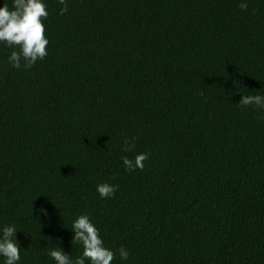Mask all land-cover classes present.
<instances>
[{
    "label": "trees",
    "instance_id": "16d2710c",
    "mask_svg": "<svg viewBox=\"0 0 264 264\" xmlns=\"http://www.w3.org/2000/svg\"><path fill=\"white\" fill-rule=\"evenodd\" d=\"M46 2L42 61L13 68L0 45V227L20 264L80 255L83 213L112 264H264V109L238 104L264 95V0Z\"/></svg>",
    "mask_w": 264,
    "mask_h": 264
},
{
    "label": "clouds",
    "instance_id": "9594fccd",
    "mask_svg": "<svg viewBox=\"0 0 264 264\" xmlns=\"http://www.w3.org/2000/svg\"><path fill=\"white\" fill-rule=\"evenodd\" d=\"M61 5L60 14L68 11V0H57ZM247 0L239 4L241 9L247 8ZM49 15L46 0H11V4L5 2L0 7V45L12 49L7 57L8 63L16 69L22 66L24 69L33 67L38 60L42 61L48 55L49 39L46 35L47 25L45 21ZM259 92V91H257ZM240 106H255L264 109V95H242L238 103ZM127 145V140L125 141ZM130 146L124 151H129ZM149 153H139L134 159L122 157L123 166L127 171L143 170L144 161ZM118 186L107 182L96 185V191L101 199L114 196ZM40 212L47 215L45 209ZM39 219V218H37ZM71 232L73 233L72 244L82 245L80 255L73 257L65 252L58 244H54L48 250V256L55 264H112L116 252L105 245L100 229L96 226L91 216L87 213L78 215L72 220ZM17 228L7 224L0 227V264H20L21 248L15 238ZM121 260L129 258V252L121 246L118 249Z\"/></svg>",
    "mask_w": 264,
    "mask_h": 264
}]
</instances>
